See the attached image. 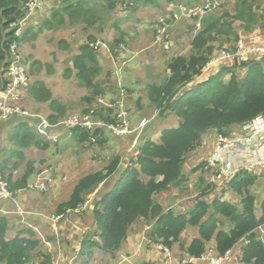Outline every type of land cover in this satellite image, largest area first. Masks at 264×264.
<instances>
[{
	"label": "trees",
	"instance_id": "trees-1",
	"mask_svg": "<svg viewBox=\"0 0 264 264\" xmlns=\"http://www.w3.org/2000/svg\"><path fill=\"white\" fill-rule=\"evenodd\" d=\"M58 1H61L62 8L54 12L52 20L46 21L45 27L54 28L53 24L58 19L61 23L60 30L67 27L71 33L77 22L85 23L90 27L94 23L98 24L97 21L100 20L98 0H92V3L87 0ZM124 1L103 0L110 11ZM148 1L158 3L154 0ZM255 1L257 2V0H235L233 15L224 13L220 16L214 12L206 16L203 20V30L191 42L193 53L186 57L173 58L167 67L169 70L167 78L160 84L154 83L147 87L148 99L159 111V116L164 119H177L179 125L176 128L164 129L157 139L158 142L151 138L145 139L140 149L138 163L133 168H121L120 156H114L104 170L80 179L74 186L69 200L57 207L58 213L64 212L65 209H76L102 183L118 175L119 178L110 187L111 190L101 200L94 201L95 208L92 205L82 216H71V220L82 218L84 225H87L88 230L82 246L88 251L90 259L95 254L92 251L96 250L114 258L116 252L128 239L130 228L143 220L152 223L150 238L156 242L164 240L169 243L170 238H173L174 242H179L188 227L197 228L198 236L191 240L185 250L190 257H201L206 251L207 244L212 240L215 242L218 255L224 256L241 239L246 238L249 244L241 250L242 264H264V240L259 233L260 228L264 226V198L260 203L258 214L257 198L251 191L257 184V177L243 174L230 184V191L240 197V208L216 197L212 203L203 200L210 190L215 194L224 191L223 186L215 187L211 184V173L206 171V163L193 170L199 177V186L202 188L204 182L208 186L202 190L201 197H197L190 211L176 214L171 208L166 210L154 199L155 195L171 188L179 189L188 181L184 172L186 158L203 146L206 135L209 134L214 138L217 133L227 138L231 136L233 127L243 128L264 116V60L252 62L248 58L237 59L235 64L238 63L237 68L241 67L246 71L245 76L222 69L218 74L212 72L207 81L192 86L196 77L201 75L209 57L216 52L212 41L216 42L218 36H236L235 42L243 41L245 44L247 41L243 38V34L257 32L260 29H263L260 30L261 34L264 32V12L262 15L259 14L261 16L259 19L257 10L255 11L257 9ZM46 2L48 4L47 0ZM24 4L25 0H0V88L12 46L16 42L10 24L22 18ZM238 22H241L244 28L240 34L236 33ZM96 40L91 36L79 47V53L72 60L73 70L68 69L65 72L67 74L75 72L80 84L91 89L93 96H97L93 102L87 98L89 104L98 101L104 94L106 99L109 90L105 93L103 87L114 86L112 78L108 81L110 84L105 78L95 81L103 71L98 62V52L91 48V44ZM116 42L119 43V40ZM222 43L227 44L230 41L223 40ZM245 45L250 46L247 43ZM227 72L230 78L223 79ZM28 91L35 102L49 103L54 112L57 111V106L60 108L58 100L54 99L43 82L32 81ZM63 112L64 110L62 114ZM99 112L104 113L99 115L100 119L113 122L110 117L115 115L114 110L101 108ZM48 118L52 123L61 119L54 114L49 115ZM74 132L77 134L76 141L83 146L98 144L102 139L99 131L95 134L96 142H92L90 132L80 129ZM38 137L40 138L26 122L19 123L10 137L12 146L8 148L11 150L5 148L4 157H9L12 152L18 150L17 155L20 159H24L23 151L30 147L45 150L44 146L47 145H43L44 140ZM8 162L6 158L5 165L0 166V172L9 173L11 181L12 171L9 169L13 166ZM34 169V162L28 161L21 179L19 178L17 182L11 181V190L28 187ZM92 211L94 221L89 220ZM222 220L228 221L231 227L227 229L222 225ZM7 223V218L0 216V262L26 264L32 258L31 254L37 247L38 241L32 242L31 239L24 237L29 233L34 235L32 230L19 234L16 239L7 240ZM94 225L96 235L91 240L87 236ZM46 260L49 263L51 258L48 257Z\"/></svg>",
	"mask_w": 264,
	"mask_h": 264
},
{
	"label": "rangeland",
	"instance_id": "rangeland-1",
	"mask_svg": "<svg viewBox=\"0 0 264 264\" xmlns=\"http://www.w3.org/2000/svg\"><path fill=\"white\" fill-rule=\"evenodd\" d=\"M48 2H53L54 5L58 2H55V0H47ZM100 2L98 14L100 17V31L97 33L100 36L103 42L109 45L110 49L113 51L114 56H117L118 53L115 52L116 49H119L123 45L124 49L121 50L124 55H122L119 58V62H116L117 67L119 68L122 67L123 61L126 59L125 56L128 55V52L126 53V50L131 49L133 52H140L138 56L141 59H138V69H141L143 72H145V75L148 77L145 80L139 82V84L143 85V90L139 91V94L142 96H139V99L137 100V105L133 106V109L139 110L140 107V102L142 101V98L148 99V93L146 92V89H144V86L149 83L150 81L160 84L162 83L164 79V73L166 74L167 72V66H168V61L176 57V55H182L184 57L190 55L193 53L192 46L190 44V40L192 39L193 34L197 35L199 32L203 30V27L199 30H195L192 35L187 34L185 32L183 33H173V37L176 39V44L174 48L171 49V51H168V53L164 52L162 49L158 51L159 54H162L164 56L163 62L159 59L151 58V57H145L143 51V46L141 45L139 39H138V28L143 29L145 27L149 31L152 30V28L156 27L157 21L155 19V14L163 11H167L166 6L168 5L167 3L171 1H176V2H186L184 0H164L163 4H157V3H152L149 2L148 0H136L134 2L135 6L132 9H127L128 13H123V9L119 6L122 4H126V2H132L133 0H125L124 3H119L117 7L110 11L107 9V6L103 2V0H98ZM155 2H158V0H154ZM220 6L223 5L221 11L219 10V7L216 9L217 14L222 16L224 13H232L234 12V3H232V0H224V3L222 4L223 0H218ZM188 6H192L189 3ZM59 6L55 9H51V14L47 15L46 17L41 18L37 20V23L29 25L26 29V34L22 35L20 38L24 40L20 41V55L22 56L24 65L26 67V74L28 76V79L30 81L36 80V81H43L45 84L49 86L51 89L52 96L59 98L61 103L64 104L66 107H63L62 109H58L55 111L57 114V117L61 118L59 119L57 123L64 121L72 116L75 115H86L90 116L95 122H102L100 120L99 115H103L104 113L99 112L101 108L104 110L111 108L112 110L115 111V118L114 122H117L118 114L120 113V108L119 104H124L127 111L130 112L131 109L129 105H127L126 101L124 100L128 93L131 94V91L126 90V87L123 86V90H119L117 82L118 77L116 70L114 71L113 66L109 67L107 60L104 58L102 60H99L100 66L102 67L103 71L99 78H96L95 81H99L102 79H106L107 83L108 81H111V78L113 80L114 86H106L103 87L106 91L109 90V93L115 94V96H109L107 101L103 103L104 101V95H101L103 97H100L98 101L94 103H90L97 98V96L92 95L91 89H88L84 86L79 87L80 80L77 78H68L63 76L65 73L66 69L65 66L68 63H72V56H70V60L67 57L68 56V50L67 48H62L64 47L66 42L67 36L61 35L62 33L66 32V28L60 30V25L61 23L57 19V21L54 22V28H49L45 27L44 24L46 21L52 20L53 14L56 10H61L62 5L60 6V3L58 4ZM138 5V7H137ZM255 9L256 14H258L259 19L261 18L260 15L263 14L264 12V0H257L255 1ZM136 8H139V11H133ZM47 9V7L44 8V11ZM219 12V13H218ZM214 13V11L212 12ZM209 13L208 15L212 14ZM260 14V15H259ZM42 15L40 12L38 16ZM164 15V13H161L160 16ZM207 15V16H208ZM159 16V17H160ZM140 17V18H139ZM127 18V19H126ZM158 19V18H157ZM39 21V22H38ZM181 21V20H180ZM175 22V21H173ZM261 22V21H260ZM96 24V23H95ZM172 22L168 26V31L171 26ZM183 21L182 24H176L174 25V30L177 28H181V25L185 28H189L191 31L194 30V25L191 22ZM90 27V26H89ZM257 27V26H256ZM91 28V27H90ZM172 30V29H171ZM244 30L243 25L241 22L236 23V33L240 34ZM263 30V29H260ZM30 31V32H28ZM177 32V31H176ZM30 33V34H29ZM170 33V32H169ZM29 34V35H28ZM264 34V32H262ZM28 35V36H27ZM86 33L83 29H77V32L72 38L73 41V46L77 48L79 44L83 41H85ZM94 35V34H92ZM181 36V43L180 38ZM154 37V36H153ZM218 39V40H217ZM217 41L214 42L212 41V46H214L215 51L218 49V52L222 49L229 50L230 52H236V50L239 47L238 42L236 41V36H218ZM261 39V36L257 42L254 44H257ZM119 40V43L116 41ZM226 40L230 41V43L224 44L222 43ZM155 41V38H154ZM63 42V43H62ZM247 42H245L246 44ZM261 45V44H259ZM159 46V45H157ZM59 48H62V50H59ZM156 47V46H155ZM160 47V46H159ZM162 48V47H161ZM150 49V48H149ZM149 49H146L149 50ZM215 53V52H214ZM213 53V54H214ZM212 54V55H213ZM137 57V58H139ZM256 58L253 57V61H255ZM252 61V60H250ZM252 61V62H253ZM236 61L227 63L226 65L221 66V70H229L236 72L239 76H245L246 71L243 70V68L238 67V63L235 64ZM148 63V64H147ZM237 65V66H236ZM127 63L125 67L123 68L124 71L127 68ZM131 68V66H129ZM114 71V74H112ZM128 73L131 74V72L128 70ZM106 74V77H105ZM128 75V78L126 81H132L131 75ZM157 78L158 76H160ZM70 77V75H69ZM108 78V79H107ZM223 79H229L230 75L229 73H225L224 76L222 77ZM118 80V81H117ZM136 80V78H135ZM110 84V83H109ZM126 84H129L127 82ZM123 85V84H122ZM149 86V85H148ZM147 86V87H148ZM87 98H90V101L87 100ZM114 101V104L111 103V101ZM149 100V99H148ZM89 102V103H88ZM14 105H19L25 110L33 113L34 115L43 117L44 119H47V114H44L43 112H40L42 107L39 105V103L35 102L32 98V96L29 94L28 89L24 90L21 92L20 96V101H15L13 102ZM44 104V103H42ZM146 107V105H145ZM64 110V114H62V111ZM143 110V109H140ZM158 113L159 111L154 105H148L146 110H143L141 113L143 116L138 117L137 119L135 118L136 124L133 123L131 124L132 128L138 127L143 120L149 121L148 116L150 114ZM106 117L108 115L105 114ZM14 118V117H11ZM10 118V119H11ZM110 119H112L110 117ZM21 120V119H18ZM129 120V116H128ZM131 121L134 122L131 118ZM130 122V121H129ZM35 124H40V120H35L32 122V125ZM5 125V124H4ZM10 127V125H8ZM98 128L97 131L100 132L102 136V139H100V143L90 145V144H79L77 141H69L66 143V148L64 149V154H66L67 157L64 159H61L60 161H57V159L52 158L49 162V165H47V159L43 157H35L37 160H40V163L37 167H35V172H33L32 176L30 177V180L28 182V186L36 185L37 181L48 178V176H51L49 181H41L45 182L48 184L47 191L44 192V194L48 195L50 190L54 188V186L50 185V181L54 180V177L57 175V170L54 168L53 163L55 162L57 166L61 164V162H65L66 165H68V169L66 170L67 172L72 174V179L69 177L67 173L60 172V175H62V180L60 182V185L56 188L57 190L55 191L54 188V194L56 198H59L60 200H69V190L71 188V185L74 186V182H79L80 179L86 177L89 174H95L99 170H104L112 161L114 156H120L122 159V165L121 168L124 169V165L126 162L124 160L126 159H131L133 155L128 156V151L130 148H132L133 144V139L134 136L129 135L125 137H119L117 135H114L113 133L105 130V128L101 127H96ZM8 131V130H7ZM6 131V132H7ZM38 134H39V127L37 129ZM245 132V128H236L233 127L231 129V136L230 138L234 139H239L242 138V134ZM9 136V138H7ZM41 136V135H39ZM137 137V135H135ZM145 139H150L152 136L148 135L147 129H144V132L142 134ZM220 135L215 133L214 138H211L210 135H206L204 138V144L203 146H200L199 150L194 151L190 155L187 156L186 158V164L184 166V172L188 177V181L185 182L179 189L177 188H171L165 193L157 194L154 196V199L156 202L159 204L163 205V207L167 210V208H171L176 214H185L187 213L192 206L196 203L197 197H201V192L202 190L207 187L206 182H204V185H201L202 188L199 186V177H197V174L195 170L198 166H202L206 163L208 158L213 154L214 152V145L217 143H220V141H217V138ZM10 131L0 135V155H2V158L4 157V149L8 148L10 146ZM44 138L45 136H41ZM2 139V142H1ZM152 139V138H151ZM140 140V138H139ZM153 141H157L156 135L154 137L153 134ZM44 146V151L48 150L49 144L45 143L44 141L42 142ZM54 146V145H53ZM55 147V146H54ZM11 148V147H10ZM28 149V148H27ZM29 151H33L32 148L28 149ZM99 151H102V154H97ZM27 154L26 151H24V155ZM34 154V153H32ZM53 153H51L50 156L53 157ZM43 159V161H41ZM120 159V163H121ZM13 163H16L18 166L17 167H12L9 169V171L13 172H18L17 177L21 178L27 168V162H26V157L25 159H21L20 162L13 160ZM82 164V168H81ZM64 167V166H63ZM57 168L60 171H64V168ZM122 169V170H123ZM199 172V171H197ZM201 175V173H199ZM68 177V180L66 178ZM118 175H115L111 177L108 181L106 180L104 183H102L99 188H97L94 192H92L90 195L87 196L85 201L83 202L84 205H86V208L82 210L80 213H78L79 216H82V214H85L89 208L93 205L94 201L96 202L97 200H101L103 196H105L108 191L111 190V186L115 181L118 179ZM201 179V178H200ZM67 180V181H66ZM65 181V182H64ZM58 181H55V184ZM64 182V183H63ZM58 184V183H57ZM11 189L9 185V190ZM30 190V189H29ZM251 191L256 195L257 198V212L258 214L260 213V203L261 200L264 197V176H262L260 179H258L257 184L251 189ZM219 193H214L212 190L209 191L207 196L205 197V201L212 203V200L216 197ZM229 198H231L229 196ZM172 200H178V203L176 204L175 207L172 208ZM58 202V201H57ZM60 202V201H59ZM233 204H235L238 208H240V197L236 194L232 193V199L231 201ZM59 204V203H57ZM35 205V204H34ZM82 207H85L82 205ZM95 208V204L93 205ZM29 207L23 206V209H28ZM32 208V206H31ZM57 207H54V210H49L50 206L45 204V209L48 210L47 214L50 215L49 213L51 212L52 215L49 217L48 221L44 224H38V226L35 228V231L37 230L41 232L40 235H31L26 234L24 237L31 239L32 242L38 241L37 247L33 250L31 254V259L26 263V264H63V256L64 252L63 250L61 251V239L62 237L60 236V230L55 229V225L57 222L54 221V217H62V219L58 222L60 225L62 224H67L66 226L68 227L71 224L70 217L73 213H69L68 210H64L62 213H58V210L56 209ZM17 212V211H16ZM33 217L32 214H26L25 218ZM89 220L94 221V213L92 211L91 216L89 217ZM30 228L33 230L35 223V219L33 218V221L30 220L28 221ZM35 222V223H34ZM52 225V227L49 225V223ZM25 223V221H24ZM222 225H225L227 229L230 227V223L226 220L221 221ZM152 223L148 221H143L140 220L137 223H135L129 231V239L125 241V245L130 242L132 245H130L131 250L134 251L133 256L130 258L125 259L124 262H115V264H164L167 262V255L166 254H161L158 252L154 246L153 242L150 238L151 231H152ZM22 229V226L20 227ZM29 229V230H31ZM53 229V231H52ZM85 229L87 233V225L85 224ZM96 227L95 225L93 226V229L90 231L88 234L87 238L93 240V237L96 235L95 234ZM197 230L195 227H188L186 231L182 234V238L180 239V242L177 243V246L179 247V250L182 251L181 247L185 246L189 240H191L196 234ZM261 232L264 233V227L261 229ZM17 231L15 233H10V237L12 239H16L19 237V233ZM135 237V238H134ZM129 240V241H128ZM264 240V236L262 238ZM175 247V249L177 248ZM183 248V247H182ZM95 253V256L93 255L91 259L89 258L88 251L83 248V246L80 249V252L77 253V256L79 255V258L74 262V264H109V260L113 259L116 260L117 254L120 253V250L116 252V256L112 258L111 256H108V254L105 253H100L98 250L92 251ZM48 257L51 258V261L48 263L46 260ZM111 261V260H110ZM123 261V259H122ZM0 264H7L6 261L0 262Z\"/></svg>",
	"mask_w": 264,
	"mask_h": 264
},
{
	"label": "built area",
	"instance_id": "built-area-1",
	"mask_svg": "<svg viewBox=\"0 0 264 264\" xmlns=\"http://www.w3.org/2000/svg\"><path fill=\"white\" fill-rule=\"evenodd\" d=\"M201 1L202 3L198 5L180 7L179 14H175L174 17L176 19L181 17L189 20L198 18V21H195V25L197 30L201 29L203 19L220 6L218 0ZM45 7L46 0H25L22 18L10 24L11 30L15 33L14 37L16 42L12 46L8 65L3 74L2 87L0 88V125L11 120V117L29 120L31 125L33 121L40 120V124H37L40 135L48 137L57 143L61 141L59 136H61L63 132L72 133L78 129L90 132L92 142H96L97 137L95 134L98 129L96 127L105 128V130L119 137L132 135L134 139L132 141V148L128 151V156H133L131 159L128 158L124 160L126 162L124 166L133 168L138 163L140 149L145 140L142 134L149 122L143 120L138 127L132 128L131 124L134 122L131 121L129 112L124 104H119L120 113L118 114L117 122H114L115 115L112 116L113 122L103 119H100L102 122H95L90 116L79 113V115L72 116L55 125H52L47 119L25 110L21 106L13 104L15 101H20L21 92L27 89L29 90L32 85V82L28 79L26 74V67L22 56L19 53L20 37L24 35L27 27L34 21L38 14L44 12ZM170 19H173V17L159 18L156 27V42L163 44L165 49H168L171 43L168 31V22ZM91 47L94 49L107 48L102 42H96L92 44ZM253 57H255L256 60L264 58V45L248 47L240 42L236 52H230L226 49L216 52L204 65L202 73H218L222 68L221 66L227 63L236 61L237 59ZM118 88L119 90H123L119 85ZM105 102L106 100L104 99L103 103ZM244 128L245 133L242 134V138L234 139L230 137L225 138L223 136L217 138V141H220V143L214 145V152L206 161V171H210L211 173L210 181L213 186L228 188L229 185L244 172H249L258 176L264 173V119L258 118L249 125L244 126ZM135 135H137V137ZM120 164H123L122 159ZM17 173L16 171L15 174ZM41 181H49V179L45 178L39 180L36 185H31L30 188H37L41 192L47 191L48 184ZM11 197L12 193L9 190V182L0 173V202L10 199ZM82 205L85 207H82ZM86 205L81 204L76 209L68 210V212L78 215V213L86 208ZM1 213L2 212H0V214ZM61 219L62 217H54V221L57 222L56 224H59L58 222ZM172 241L173 238L170 239V242ZM241 241H244L246 245L249 244V241L245 239ZM155 246L157 250L166 254L169 259H171V250L168 245L165 243H158ZM194 260L199 261L200 264H231L233 262V255L232 251H228L224 256L220 257L216 254L215 248H209L199 259H191V261ZM180 264L186 263L182 261Z\"/></svg>",
	"mask_w": 264,
	"mask_h": 264
},
{
	"label": "crops",
	"instance_id": "crops-1",
	"mask_svg": "<svg viewBox=\"0 0 264 264\" xmlns=\"http://www.w3.org/2000/svg\"><path fill=\"white\" fill-rule=\"evenodd\" d=\"M87 1L92 3V0H87ZM55 2H58L55 4L56 6L54 5L53 2H51V3L48 2V4L46 2L47 9L44 11V13L42 15L37 16L34 19V21L32 22V24H34V23L36 24L38 19L40 21L41 18L49 15V13L51 12V9L54 6L55 7L53 9L57 8L59 6L58 5L59 3L61 6V1L55 0ZM133 2H136V0H133L130 3L127 2L123 6H119V10L121 7V8H124L123 13L124 12L128 13L127 9L128 8L132 9L135 6ZM234 2H235V0H232V3H234ZM160 3L163 4L164 2L158 1L157 4H160ZM186 3H189L190 5L194 6V5L201 4L202 1L201 0H186V2H183V3L171 1V2L167 3L168 4L166 6L167 11H165L163 9V11H160V12L155 14L156 20L160 16L161 13H164V15H168V14L171 15L173 17V21H175V22L171 21L172 24L169 28L171 43H170L168 51H171V49L174 48V46L176 44V39L173 37V33L185 32L187 34L192 35L194 32V30L191 31L189 28H185L182 25H181V28H177L176 30H174V25L179 24V23L182 24L183 21H186V24H187V22L192 21V20H188V19H182L180 21L181 17L178 19H176L174 17L175 14H179V8L180 7L188 5ZM223 3H224V0H223L222 4ZM224 6H225V3H224ZM137 7H138V5H137ZM133 11L138 12L139 8H136ZM97 22H98V24L94 23V25L91 28L85 23L77 22L75 27H73L74 31L71 33H69V28L63 27V29L67 28V30L65 33H62L61 35L67 36V38H66L67 44H65L64 47H62V48H67V50H68V56L67 57L69 58V60H70V56H72V60H73L74 56H76L79 53V47L81 45H83L89 37L93 36L97 40L101 39L100 37L97 38V36H100L97 34L100 31L99 21H97ZM193 22H191V23H193ZM186 24H184V25H186ZM79 28L83 29L85 31L86 39H85V41L81 42L79 44V46H77V48H75V46H73L74 44H73L72 38L75 35V33L77 32V29H79ZM258 29H256V31ZM92 34H94V35H92ZM137 35H138V39H139L141 45L143 46V51L145 50L144 56L159 59L163 62L164 56L162 54H159L158 51L160 49H162L166 53H168V51L164 50L163 48L157 46L156 43H154V38H155L154 28H152L151 31H149L145 27H143L142 30H141V28H138ZM195 36L196 35L193 34L192 39L190 40V44H191V42ZM260 36H261V39L257 44L264 43V35L260 33V30H258L257 32L253 31L250 33L243 34V38L246 39L247 45H254V43L259 40ZM180 37L181 36H179L178 38H180ZM22 42H24V40H22ZM180 43H181V38H180V42H178V44H180ZM62 48L58 47L59 50H62ZM146 49H149V50L146 51ZM127 52H128V55L125 56V58H126L125 62L122 64V67H120V65H119V68L117 67L116 62L113 61L110 53L105 51V50L98 51V60H102L103 58L105 60H107L108 66L109 67L113 66L114 71L116 70L117 77L119 80V81L117 80L118 81L117 85L121 86V88H123V86L126 87L127 92L131 91V94L128 93L127 97L124 100L126 101L127 105H129V107L131 109V111L129 112V116L135 122V118L137 119L138 117L143 116L141 114L143 112V110H140V109L146 110L147 106L151 105V103L148 99L142 98V101L140 102L141 108L139 110L133 109V106L137 105V100L139 99V96H141L139 94V91L143 90V85L139 84V82L145 80L148 77L145 75V72H143L141 69H138V67H139L138 66V59H141L138 56V54H140V52L135 53V52L131 51V49L126 50V53ZM178 56H183V54L182 55H176V57H178ZM137 57H139V58H137ZM171 60L168 61V64L171 62ZM126 63L128 66L127 68H129V69H125V71H124L123 68L125 67ZM99 65H100V62H99ZM129 66H131V68ZM65 69L66 70H68V69L73 70V64L72 63L66 64ZM128 70L131 72V74L127 72ZM114 71L112 74H114ZM129 74L133 78L132 81H126ZM210 74H204V75L198 77V79L196 80L195 83L207 81V79L211 77ZM64 75H65V77H68V78H77L75 72H72L71 74L64 73L63 76ZM69 75H70V77H69ZM168 75H169V70L167 69L166 74L164 73V75H163L164 79H166ZM159 77H161V75L158 76L157 78H159ZM135 78H136V80H135ZM113 80H114V78H113ZM32 81L37 82L36 80H32ZM41 82H43V81H41ZM127 82H129V84H126ZM151 84H153V82L150 81L149 83H147L144 86V89L147 90V86L151 85ZM45 85L51 91L49 86L47 84H45ZM78 85H79V87H82V85L80 83ZM110 95L115 96V94L110 92L106 96L107 99ZM54 99L58 100V105L60 106V108H58V106H57V108H56L57 110L62 109L63 107H66L64 104L61 103L59 98L54 97ZM111 102H113V100ZM39 105L43 109L40 112H43L44 114H47L48 116L51 114H54L55 116H57V114L50 108L49 103H44V104L39 103ZM145 105H146V107H145ZM157 114L158 113H154V114L152 113L148 116L149 125L147 126L146 129H147L148 135L152 136L151 137L152 139H153V134H154V137L156 135V139H159L161 136V133L164 129L176 128L179 125V121L177 119H173V118L164 119V118H161ZM18 119L19 118H13L9 122H5V123L0 125V127H1L0 135L2 134V138H3V134H5L9 131H10V134H12L14 129L17 127V125L19 123H21V121H23L22 119L21 120H18ZM8 125H10V127ZM27 125L29 126V122H27ZM34 132H35V130H34ZM76 136H77V134H74V133L73 134L62 133L61 136H59V137L63 138V139L58 143V145H57V142H54L51 139L45 138L47 141H49V143H47V144H49L48 150L44 151L43 149H39L38 147H30L33 149V151H29L28 150L29 148L24 150L27 153L24 155V159L26 157L27 163H28V161L34 162V167H37L39 165L40 160H37L33 156L46 158L47 162H48L47 165H49V162L52 158H55V159H57V161H60L61 159H64L65 157H67L66 154H64V149L66 148V143L69 141H73V142L76 141L77 140ZM7 138H9V136H7ZM39 139L42 140L41 138H39ZM1 142H2V139H1ZM10 146H12L11 143H10ZM10 150L11 149L8 148V151H10ZM24 151H23V153H24ZM17 152H18V150L12 152L11 155H9V157H3L2 158V155H0V166L5 165V159L8 158V161H9L8 163L11 164L13 167H17L18 165L16 163H13V160H16L18 162H20V160H21L19 158V156L17 155ZM32 153H34V154H32ZM51 153H53L55 155H53V157H52V156H50ZM102 153H103L102 151H99L97 154H102ZM41 161H43V159H41ZM1 162H2V164H1ZM53 166L57 170L56 171L57 175L54 177V180L50 181V185H52V186L55 185L54 188L56 191L57 190L56 188L60 185V182L62 180V175H60V172L67 173L71 179H72V174L66 171L69 166L66 165L64 161L61 162V164L59 166H57V164L54 162ZM62 167L64 168V171H60L57 169V168H62ZM81 168H82V164H81ZM34 172H35V169H34ZM4 174H9V173H4ZM50 178H51V176H48L47 179L50 180ZM66 178L68 180L67 176H66ZM17 180H19V178ZM17 180L15 182H17ZM55 181H58L57 182L58 184L57 183L55 184ZM77 183L78 182H74L75 185ZM74 186L71 185V188L69 190L70 191L69 192V198H70V195L73 191ZM27 188L28 187H26L24 189L12 191L13 194L15 193L16 197H11L10 199H7L5 201L2 200L0 202V212H2L0 214V216L7 218V222H8L7 223V233H6V239L7 240L12 239V237L9 238L11 235L10 233H15L16 231L19 234H21L23 232H28V230L31 229L28 221H30V220L33 221V218L35 219L36 223L35 222L34 223L36 225H34L33 230L32 229L31 230L33 231V233L35 235H37V236L40 235L41 232H39L38 230L36 232L35 228L38 226V224L46 223V221H48L49 217L52 215L51 212L49 213L50 215L47 214L48 210L45 209V204L50 206L49 210L52 211V210H54V207H58L61 203L68 201L67 199L66 200H60L59 198H56V196L54 194V188H52L50 190L48 195L44 194V192L39 191L37 188L34 189L35 191H27L26 190ZM231 199H232V195H231ZM171 202H172L171 204H172V208H173L178 203V200H172ZM57 203H59V204H57ZM24 205H25V207H29V208L24 210L23 209ZM31 206H32V208H31ZM28 212H29V214H32V216H33L32 218L29 217L30 220H28V218H25V215L28 214ZM24 221H25V223H24ZM49 225L52 227V225L50 223H49ZM66 225L67 224H65V223L62 225H60V224L58 225L59 230H60V236L62 237V239H61V251L63 250V252H64V256H63L62 260H63V264H74V262H76V260L79 258V255L77 256V253L80 252V249H81L82 244L84 242V239L86 237V229H85L84 221H82V218H80V217H77V218H74L73 220H71V224L68 227ZM21 226H22V229H20ZM196 230H197V232L195 233L196 235L192 239H194L195 237L198 236V229L196 228ZM52 231H53V229H52ZM18 233H16V234H18ZM130 237H128V239ZM191 240H189V242L183 248L181 247L182 251L179 250V247L177 246V244L172 246V250H171L172 258L169 260L168 263H165V261H164V264H177L181 259H183V262H185L186 264L187 263L200 264V262L197 260L191 261L190 257L187 256V254L184 252L185 248L191 242ZM210 244H212L211 248H215V242L213 240L210 242ZM130 245H132L130 242H128L127 245H125V242H124L122 247L120 248V253L117 254L116 260L110 259L111 261L109 260V264H115V262H121L122 263L125 261L126 257L130 258L131 256H133L134 251L131 250ZM176 246H177V248L175 249ZM232 255H233V262L231 264H241L238 261L239 255H241L240 246L236 247L232 251ZM94 256H95V254H94ZM122 259H123V261H122ZM235 259H237V260H235Z\"/></svg>",
	"mask_w": 264,
	"mask_h": 264
},
{
	"label": "clouds",
	"instance_id": "clouds-1",
	"mask_svg": "<svg viewBox=\"0 0 264 264\" xmlns=\"http://www.w3.org/2000/svg\"><path fill=\"white\" fill-rule=\"evenodd\" d=\"M158 1H160V2H164V0H158ZM187 7H190V6H188V5H186ZM223 6V5H222ZM221 6V7H222ZM220 7V8H221ZM219 8V9H220ZM126 11V10H125ZM215 11H217V10H215ZM214 11V12H215ZM213 12V11H212ZM212 12H210V13H212ZM44 12H42V14H43ZM125 13V12H124ZM171 17V15H163V16H160V17H158V19L156 20L157 21V24H158V20H159V18H161V17ZM182 19H187V18H180V20H182ZM189 20V19H188ZM204 20V19H203ZM171 21H173V19H170L169 20V24L171 23ZM195 22V21H198V18H196V19H194V20H192L191 22ZM193 22V24H194V31L195 30H197V28H196V25H195V23ZM157 24H156V27H157ZM156 27L154 28V30H155V41H154V43H156V45H159L160 47H162L164 50H166V51H168L169 50V48L168 49H165V46L163 45V44H161V43H157L156 42ZM202 27H203V21H202ZM171 38V37H170ZM22 40V39H21ZM20 40V41H21ZM96 42H102L103 44H105L106 46H107V48H99V49H95L97 52L98 51H100V50H105V51H107V52H109L110 53V55H111V57H112V59H113V61H115V62H119V58L122 56V55H124L123 53H122V51L121 50H123L124 49V47H123V45H120L121 47L119 48V49H116L115 50V52L116 53H118V55L117 56H114V54H113V51L110 49V47H109V45L108 44H106L105 42H103L102 40H96L95 42H93L92 44H94V43H96ZM170 42H171V39H170ZM240 42H242V41H240ZM239 42V43H240ZM238 43V44H239ZM243 43V42H242ZM91 44V45H92ZM261 45H264V43H260ZM243 45H245L244 43H243ZM256 45H259V44H254V45H250V46H248V47H251V46H256ZM246 46V45H245ZM92 48V47H91ZM94 49V48H93ZM216 52H218V49L216 50ZM215 52V53H216ZM214 53V54H215ZM213 54V55H214ZM213 55H211L210 57H212ZM209 57V58H210ZM249 60H252L253 61V58H248ZM262 60H264V58L263 59H261V60H255V61H253V62H260V61H262ZM125 62V60L123 61V63ZM122 63V64H123ZM221 72V69L219 70V72L218 73H220ZM218 73H216V74H218ZM204 74H207V73H201V75H199V76H197L196 77V79H195V81H194V83H193V85L192 86H194L196 83V80L198 79V77H200V76H202V75H204ZM208 74H210V73H208ZM32 82V81H31ZM191 87V86H190ZM106 101H107V99H105ZM112 104H114V101L113 102H111ZM111 109V108H110ZM261 118H263L264 119V116L263 117H261ZM13 119V118H12ZM19 119H22L23 121H21V122H29V120H26V119H23V118H19ZM47 120L52 124V125H55L56 123H52L50 120H49V118H48V116H47ZM10 121V120H9ZM9 121H7V122H9ZM149 122V121H148ZM5 123V122H4ZM134 123H136V122H134ZM148 125H149V123H148ZM147 125V126H148ZM29 126L31 127V128H33L34 130H35V132L38 134V131H37V124H35V125H31L30 123H29ZM147 128V127H146ZM0 129H1V127H0ZM81 130V129H80ZM63 133H65V132H63ZM73 133H75L74 131L72 132V133H68V134H73ZM67 134V133H66ZM38 135H40V133L38 134ZM42 136V135H41ZM40 136V138L41 139H43L46 143H49V141H47L45 138H48V137H44V138H42ZM49 139V138H48ZM63 138H61V140H62ZM57 145H58V143H57ZM3 176H4V178L5 179H7L8 180V182H9V185H10V187H11V181L12 182H15L17 179H18V177H17V174H15V172H11L10 174L12 175V178H11V181H10V178H9V174H4V173H2V172H0ZM243 174H249V175H253V176H255V177H257L258 179H260L262 176H264V173H262V174H260L259 176L258 175H254V174H251V173H249V172H244ZM243 174H241V175H243ZM240 175V176H241ZM239 176V177H240ZM238 177V178H239ZM237 178V179H238ZM236 179V180H237ZM31 186V185H30ZM30 186H28V188L26 189L27 191H35L34 189H31L30 188ZM230 186V185H229ZM30 189V190H29ZM10 192L12 193V197H16V195H15V193L13 194V192H12V190L10 189ZM219 194L217 195V198H220L222 201H228V202H230L231 201V198H229V196L231 197V195H232V191H230V189H229V187L228 188H225L224 187V191H221V192H218ZM234 194V193H233ZM264 198V197H263ZM262 201V200H261ZM232 203V202H231ZM233 204V203H232ZM235 205V204H234ZM241 207V206H240ZM73 215H75V214H73ZM72 216V215H71ZM70 220H71V217H70ZM58 225L59 224H56L55 225V229H59V227H58ZM230 227H231V224H230ZM264 227V226H263ZM263 227H261L260 228V230H259V233L261 234V237L263 238V236H264V233H262L261 232V229L263 228ZM186 231V230H185ZM171 239V238H170ZM170 239H169V243L171 244H169V243H167V242H165L164 240H160V241H158V242H156V241H152L153 242V246H154V248L156 249V244H158V243H165L166 245H168L169 246V248H170V250H172V246H174L175 244H177L178 242H174V239H173V241L172 242H170ZM243 239H245V240H247L246 238H243ZM242 240V239H241ZM239 241L237 244H236V246L232 249V250H230V251H233L236 247H238V246H240V248H241V250L243 249V247H245L246 246V244L244 243V241ZM247 241H249V240H247ZM180 242V241H179ZM189 245V244H188ZM187 245V246H188ZM211 245L212 244H210V242L207 244V246H206V250L207 249H209V248H211ZM187 248V247H186ZM186 248H185V250H186ZM157 250V249H156ZM185 250H184V252H185ZM215 250H216V254L218 255V252H217V249H216V245H215ZM159 251V250H158ZM160 252V251H159ZM206 252V251H205ZM204 252V253H205ZM162 253V252H161ZM186 253V252H185ZM162 254H164V253H162ZM187 254V253H186ZM187 256H189L188 254H187ZM190 257V256H189ZM171 258H172V253H171ZM192 258H194V259H199V258H195V257H190V259H192ZM169 257L167 256V262L166 263H168L169 262ZM183 261V259H181L177 264H180L181 262ZM241 264H242V262H241V260H240V255H239V260H238ZM187 264H192V263H187Z\"/></svg>",
	"mask_w": 264,
	"mask_h": 264
}]
</instances>
